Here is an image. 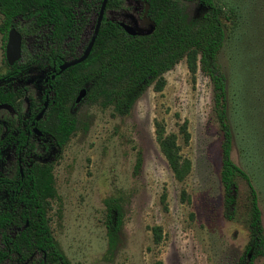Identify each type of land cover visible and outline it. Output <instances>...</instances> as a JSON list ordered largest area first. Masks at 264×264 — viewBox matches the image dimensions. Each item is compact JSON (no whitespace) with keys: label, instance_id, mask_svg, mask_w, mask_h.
Wrapping results in <instances>:
<instances>
[{"label":"rangeland","instance_id":"obj_1","mask_svg":"<svg viewBox=\"0 0 264 264\" xmlns=\"http://www.w3.org/2000/svg\"><path fill=\"white\" fill-rule=\"evenodd\" d=\"M176 1L187 24L207 13L198 0ZM213 2L225 9L221 17L225 39L217 66L227 86L230 158L252 179L264 231V134L248 126V114L241 110L255 95L248 85V68L264 69V7L255 0ZM230 6L232 13L226 12ZM140 7L133 0H122L107 7L104 16L130 23L124 12L137 15ZM136 22L140 30L148 28L139 19ZM4 43L0 32V74L8 68ZM162 76V88L145 87L126 112L116 110L113 102L89 101L86 95L76 103L78 90L64 103L73 129L61 147L53 146L45 135L35 138L33 152L38 154L37 162L49 165L54 189L43 220L54 248L67 263L241 264L248 239L249 186L236 177L235 214L227 218L219 176L222 131L211 79L199 62L195 71H189L184 57ZM23 85L26 95L16 108L0 105V119L24 112L29 98L41 102L38 82H18ZM46 112L47 108L39 119ZM156 121L165 133L176 134L179 152L190 162L182 180L174 177L159 149ZM15 168L14 150L8 149L4 170L11 176ZM112 204L118 212L110 229ZM29 219L37 220L33 214ZM263 262L264 256L257 255L251 264ZM4 264L19 263L6 260Z\"/></svg>","mask_w":264,"mask_h":264},{"label":"trees","instance_id":"obj_2","mask_svg":"<svg viewBox=\"0 0 264 264\" xmlns=\"http://www.w3.org/2000/svg\"><path fill=\"white\" fill-rule=\"evenodd\" d=\"M198 1L207 13L200 21L190 25L176 0H146L154 27L144 35H129L117 22L104 19L97 35L101 42L94 43L86 59L65 68L51 81L54 93L49 97L45 113L48 119L44 116V119L35 120L42 108L43 97L39 99L41 102L29 98L27 109L18 112L16 117L6 118L4 123L0 119V264L6 260L19 264H69L54 248L49 228L43 220L47 201L54 194L53 179L49 165L37 162L38 154L33 152L37 136L32 127L36 126L53 146L60 148L73 129L72 118L64 107L70 94L86 86L87 100L113 102L116 110L126 112L135 95L145 87L153 84L155 90H160L164 84L163 73L182 57L192 72L199 62L212 82L215 116L222 131L219 176L227 218L232 219L235 214L236 177L245 179L249 186L248 239L239 262L251 264L254 256H264V231L257 191L249 174L230 158L227 86L225 76L217 66V55L225 39L221 20L225 9L213 0ZM257 1L264 7V0ZM69 2L72 1L57 0L55 10L57 18H60L58 36L65 29L64 18L70 12L67 10ZM54 3L55 0H0V32L4 36L16 15L32 16L50 26ZM120 3L121 0H108L107 7ZM228 11L233 12L231 6L227 7ZM57 53L61 54L60 51ZM64 53L67 55L69 52ZM73 53L70 52L71 55ZM30 69L31 66L26 63H15L4 75H0V105L16 108V103L26 95L27 90L18 86V82L27 76ZM248 72V85L255 95L241 110L243 115L248 114V126L264 134V69L251 65ZM154 126L155 139L162 155L174 177L182 180L189 172L190 162L180 154L176 134L165 133L159 121ZM184 133L187 138L185 130ZM8 149L14 150L16 159L15 173L11 176L4 170ZM108 210L107 225L111 229L118 210L114 204ZM30 214L37 220H30ZM250 254L252 256L248 258ZM34 255L35 260L31 261Z\"/></svg>","mask_w":264,"mask_h":264},{"label":"flooded vegetation","instance_id":"obj_3","mask_svg":"<svg viewBox=\"0 0 264 264\" xmlns=\"http://www.w3.org/2000/svg\"><path fill=\"white\" fill-rule=\"evenodd\" d=\"M61 1L64 2L68 0H61ZM71 1L72 2H69L67 5V10L69 9L70 12H68V15L65 16L64 18L65 29L64 31L61 32L59 36L57 35L58 34L57 26L60 23V18L59 19L57 18V14L55 10L57 8V0H55L54 3L55 6L53 7L54 15L52 17V23H50V26H47L44 23H40L37 19H34V17L32 16L26 17L23 15H16L13 18L11 25L4 33V41H5L4 59L8 67L6 72L8 71L9 67L15 63H26L30 65L31 69L28 71L27 76L21 79V81L38 82V84L41 85L40 87L41 93L39 99L40 97H43L42 106L46 98L47 101H49V97L51 96V92H52L51 81L54 80L55 76L58 73H60L59 65L64 60H68L73 57L79 56L84 51L87 44L89 43L94 31L98 10L102 0H82L81 2H79V0H71ZM133 1L141 4V7L139 8V10H135L137 15L131 14V12L128 11L124 12V17L127 19V21L130 20L131 21L130 23L124 20H117V19H114L112 21L117 22L125 33L127 32L119 23L122 21L126 24L133 25L137 30V33L134 34L133 36L150 33L153 30L154 26L150 16L148 15V10L146 8L147 7L146 0H133ZM107 3L108 0L106 2L105 10L107 8ZM112 6L114 7L116 5H112ZM89 8H90V12L88 11ZM104 19L105 16L103 14V17L100 21V25L98 27L91 49L93 48L95 42H97L98 44L99 42H101V38L100 39L97 38V35L99 32V28L101 27V24ZM137 19H139L142 23L146 24L148 28L140 30L136 22ZM11 28H14L20 34V58L14 61V63L10 65L8 64V61L6 59L5 47L8 41V33ZM147 30H149V32H146ZM58 51H60L61 54H65V56L64 55L61 56V54H58L57 53ZM65 51L69 53L66 55V53H64ZM70 52H75V53L71 55ZM5 73L0 75H4ZM31 73L35 75L32 76ZM22 87L27 88V86L25 85H23ZM4 119H1L3 123H4ZM33 127H32V131H33ZM41 135L36 134V136H41ZM35 257H36L35 255L32 256L30 260L34 261Z\"/></svg>","mask_w":264,"mask_h":264},{"label":"water","instance_id":"obj_4","mask_svg":"<svg viewBox=\"0 0 264 264\" xmlns=\"http://www.w3.org/2000/svg\"><path fill=\"white\" fill-rule=\"evenodd\" d=\"M81 1L82 0H79V2H81ZM106 2H107V0L101 1L100 7L98 10V15H97L95 27H94V31H93L91 39H90L89 43L87 44L86 48L84 49V51L79 56L73 57V58L68 59V60H64L59 65V71L60 72L69 66H72L74 64H77V63L83 61L84 59H86V57L90 53L93 41L95 39L97 30H98V27L100 25V21L103 17V14H104ZM119 24L125 29V31L128 34L134 35L137 33V30L135 29V27L133 25L126 24L122 21ZM5 55H6V59L8 61V64H10V65L13 64L14 61H16L20 58V34L14 28H11L9 30L8 41H7L6 47H5ZM85 95H86V87L84 86V87L79 89V92H78L77 96L75 97V102L78 103L81 100V98L84 97ZM47 104H48V101L46 98L42 108L39 110V112L37 113V115L35 117L36 120H38L42 116V114L44 113V111L47 107ZM33 131L35 132V134L41 135V131L37 127H33Z\"/></svg>","mask_w":264,"mask_h":264}]
</instances>
